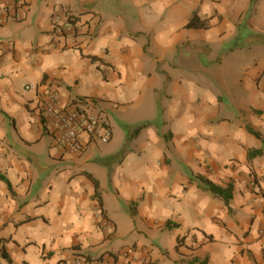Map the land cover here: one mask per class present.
<instances>
[{
  "label": "crops",
  "instance_id": "crops-1",
  "mask_svg": "<svg viewBox=\"0 0 264 264\" xmlns=\"http://www.w3.org/2000/svg\"><path fill=\"white\" fill-rule=\"evenodd\" d=\"M17 13L0 3V264L78 250L125 263L129 246L137 263L264 264V0H27ZM67 14L78 27L59 37ZM49 87L94 98L112 139L63 158L39 103Z\"/></svg>",
  "mask_w": 264,
  "mask_h": 264
},
{
  "label": "built area",
  "instance_id": "built-area-1",
  "mask_svg": "<svg viewBox=\"0 0 264 264\" xmlns=\"http://www.w3.org/2000/svg\"><path fill=\"white\" fill-rule=\"evenodd\" d=\"M1 6L5 11H13L15 18L20 17L17 8L26 5L27 0H0ZM59 37L66 35L68 31H74L72 25L61 27L56 26ZM34 86L27 85L30 89ZM36 87V86H35ZM40 89L38 86L37 91ZM92 97L78 98L67 101L60 94L57 88L49 87L45 90L41 101L42 113L46 120V125L51 132V146L64 158H80L85 153L90 142L108 143L112 139V131L106 125L104 118L100 114L93 113L91 108L95 105ZM264 234V229L260 231ZM137 252L133 246L126 247L122 252L125 263H119L113 256L94 258L83 251H73L67 258L69 264H151L149 259L141 263L135 261L134 255Z\"/></svg>",
  "mask_w": 264,
  "mask_h": 264
},
{
  "label": "trees",
  "instance_id": "trees-1",
  "mask_svg": "<svg viewBox=\"0 0 264 264\" xmlns=\"http://www.w3.org/2000/svg\"><path fill=\"white\" fill-rule=\"evenodd\" d=\"M80 19L79 16H74L73 14H67V18H66V23L63 25H60L61 27H64L65 25H72L75 28L78 27V20ZM189 26H202V27H207L206 23L199 19V17L197 15H194L192 17V19L189 21L188 23ZM56 28V26H55ZM54 28V32L55 29ZM143 127L139 126L137 129H141ZM263 153V150H252L249 153L250 158H253L257 155H260ZM88 177L92 178V180L94 181L96 187L99 186V182L93 178V176L91 174H87ZM0 178L5 180L9 186H11L9 180L3 175L0 174ZM192 178L197 179L200 183V185H202L203 187H205L206 189L210 190L211 192H213L215 195L222 197L226 202H229V200L233 197V190H234V185L232 183H229L227 186H221L218 185L216 183H214L210 178H207L203 175H195ZM184 240V236H178V247L177 249H179V246L182 244ZM2 254L4 256H6V251L5 249L3 250ZM193 261H197V258L194 257ZM192 264V263H190ZM200 264H207V259L203 260L200 262Z\"/></svg>",
  "mask_w": 264,
  "mask_h": 264
},
{
  "label": "rangeland",
  "instance_id": "rangeland-1",
  "mask_svg": "<svg viewBox=\"0 0 264 264\" xmlns=\"http://www.w3.org/2000/svg\"><path fill=\"white\" fill-rule=\"evenodd\" d=\"M254 182L252 183V186L254 189L256 190H260L259 192H261L262 194L264 193L263 189L260 187L261 186V182H260V178L256 177V179L254 178L253 180Z\"/></svg>",
  "mask_w": 264,
  "mask_h": 264
}]
</instances>
